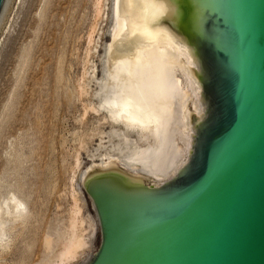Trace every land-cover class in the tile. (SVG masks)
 <instances>
[{
  "label": "water",
  "instance_id": "water-1",
  "mask_svg": "<svg viewBox=\"0 0 264 264\" xmlns=\"http://www.w3.org/2000/svg\"><path fill=\"white\" fill-rule=\"evenodd\" d=\"M105 103L156 148L84 176L85 264H264V0H120Z\"/></svg>",
  "mask_w": 264,
  "mask_h": 264
},
{
  "label": "rangeland",
  "instance_id": "rangeland-1",
  "mask_svg": "<svg viewBox=\"0 0 264 264\" xmlns=\"http://www.w3.org/2000/svg\"><path fill=\"white\" fill-rule=\"evenodd\" d=\"M112 2H12L0 35V264H58L75 230L89 246L65 264L87 263L100 246L82 177L93 162L119 158L122 141L108 132L124 127L91 106L112 42Z\"/></svg>",
  "mask_w": 264,
  "mask_h": 264
},
{
  "label": "bare ground",
  "instance_id": "bare-ground-1",
  "mask_svg": "<svg viewBox=\"0 0 264 264\" xmlns=\"http://www.w3.org/2000/svg\"><path fill=\"white\" fill-rule=\"evenodd\" d=\"M119 4H120V0H113V2H112V5H113L112 6V29H111V31H109L112 37H113V32H114V28H115L116 18H117V14H118ZM110 46H111V43H110ZM110 46H108L107 55L105 57V63H106V66H105L106 68L104 67L105 74H104L103 80L101 81V79H100V81H101V83H99L100 84V89L98 91L96 90L97 92L95 93V95L99 99V101H98L99 103H98L97 106L96 105L95 106L91 105V106H92V109L97 112V114H98V112L99 113H103L106 116V118H108V120H110L113 124L121 125L127 131H130V132L131 131L132 132L135 131L136 132L138 140H135V139L132 140L131 137L129 138V134L126 133V130H124V128H123V130L112 129L111 131L108 132L109 133L108 135L111 138L112 137L113 138L117 137L119 139V142L122 140L121 143L115 145L116 147L114 146V151L116 150L115 152L118 154L116 156H119V158H120V157H124V156H128V155H131V154H135V153H139V152H143V151H146V150H150V149L156 148V137H154L153 135L148 133L146 130H144L143 128L138 126L136 123H134L133 121H131L130 119L125 117L123 114H121L120 112L115 110L113 107H111L110 105L105 103L107 70H108V58H109ZM105 52H106V50H105ZM103 72H104V70H103ZM94 75H95V73H94ZM81 92H82V94L85 93V92L87 93V91L85 89H82ZM141 142H144L145 144L141 145L140 144ZM107 158H108V161L109 160H113L112 157H107ZM105 161H106L105 157L101 158V162H105ZM94 164H98V163L93 162L91 165H94ZM91 165L86 170L83 171V177H82L83 184H84V176L88 172V170L91 167ZM14 207L17 208V209L20 208L17 204H15ZM94 209H95V207H94ZM10 210L11 209L8 208L7 212L4 211V213L6 212V214H7ZM77 211H79V209ZM11 212H12V210H11ZM1 219H3V217L0 214V221H1ZM72 222H74V221H72ZM75 225L76 224L74 223L73 224L74 228H76ZM74 228H73V230H74ZM83 235L80 234V233H77L76 230L72 232L71 237L68 238L69 240L65 243V246H64L63 250L61 249L62 250L61 254L59 253L61 259H60V263H58V264H65L66 262H70V261L76 260L77 258L80 257L79 255H81V251H84L89 246L88 242H87V239L84 238Z\"/></svg>",
  "mask_w": 264,
  "mask_h": 264
}]
</instances>
